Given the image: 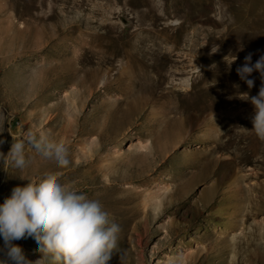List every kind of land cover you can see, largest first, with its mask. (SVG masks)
Returning <instances> with one entry per match:
<instances>
[{"label": "rangeland", "instance_id": "obj_1", "mask_svg": "<svg viewBox=\"0 0 264 264\" xmlns=\"http://www.w3.org/2000/svg\"><path fill=\"white\" fill-rule=\"evenodd\" d=\"M249 53L264 55V0H0V153L23 140L28 160H0V205L51 171L120 225L108 264H264V140L239 97L262 80L236 72ZM41 132L67 167L28 143ZM115 157L130 179L109 181ZM13 243L39 258L33 238Z\"/></svg>", "mask_w": 264, "mask_h": 264}, {"label": "clouds", "instance_id": "obj_2", "mask_svg": "<svg viewBox=\"0 0 264 264\" xmlns=\"http://www.w3.org/2000/svg\"><path fill=\"white\" fill-rule=\"evenodd\" d=\"M236 72L249 89L254 86V80L248 77L253 72L261 76L258 95L249 97L245 92L239 97H246L253 106L252 130L264 140V55L253 64L249 53ZM234 87L238 89L239 85ZM28 143L43 158L55 160L58 167L69 165L68 149L63 141L52 140L41 132L39 138L29 133ZM25 146L23 140L12 143L7 156L0 153V160L10 156L15 167L23 169L28 163ZM121 231L99 199L90 198L69 184H61L58 175L49 171L24 186L14 187L0 205V238L3 239L0 253L4 257L0 264H108L119 247ZM26 237L33 238L38 245L40 256L35 261L28 260L23 249L13 243Z\"/></svg>", "mask_w": 264, "mask_h": 264}, {"label": "bare ground", "instance_id": "obj_3", "mask_svg": "<svg viewBox=\"0 0 264 264\" xmlns=\"http://www.w3.org/2000/svg\"><path fill=\"white\" fill-rule=\"evenodd\" d=\"M184 84H187V82L185 81ZM113 112H110V113H106V116L108 120H105L106 122H104L103 126H102V129H101V132H98L97 136H96V141L95 143L98 145V149H95L94 152L97 153L101 148H102V145L106 144V143H109L111 141L110 137H107L104 132L107 131V130H111L113 132V127L111 126V121H110V118H112L114 115H113ZM107 129V130H106ZM111 132V133H112ZM95 138V137H94ZM227 145V144H226ZM216 147H219V145L217 144ZM109 149V148H108ZM99 154V153H98ZM146 154V153H145ZM106 156V155H105ZM90 157V156H89ZM159 156H156L155 159H157ZM101 159V156H95L92 155L90 158V164L86 165V167L88 168H91V170H95L96 168L94 167L93 169V163L96 162L98 159ZM101 161V160H100ZM109 161V160H108ZM132 160H129L127 163H125V166L128 168L130 165L129 164H132L133 163L131 162ZM248 161V157L245 156V155H241L237 161H235L236 163H240V162H247ZM121 165V159L119 157H115L113 158L110 162H109V165L107 166V164H105V162L103 163L102 167L107 169V170H111L113 174H110L108 175V178H109V181L111 182H116V181H121V180H125V179H130V176H125V175H119L117 172H116V169L117 167H119ZM129 165V166H128ZM193 166H196V163L193 164ZM142 172V171H141ZM115 174V175H114ZM208 176V173L207 172H204L203 176H202V179H205L206 177ZM260 176V175H259ZM112 187V186H110ZM127 190H131L130 188H127ZM177 191V190H176ZM135 193V192H134ZM133 193V194H134ZM128 194V193H127ZM176 196L173 197L172 199V202H176L178 203V201L180 200V194L181 192H179V190L177 191V193H175ZM135 196V195H134ZM159 216V215H158Z\"/></svg>", "mask_w": 264, "mask_h": 264}]
</instances>
